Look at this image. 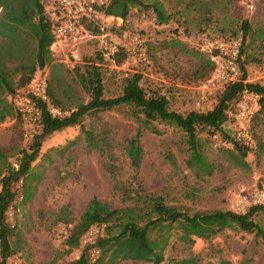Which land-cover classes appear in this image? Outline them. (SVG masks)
<instances>
[{
	"label": "rangeland",
	"instance_id": "1",
	"mask_svg": "<svg viewBox=\"0 0 264 264\" xmlns=\"http://www.w3.org/2000/svg\"><path fill=\"white\" fill-rule=\"evenodd\" d=\"M159 1L170 16L165 24L156 21L151 8L136 6L130 9L124 21L99 14L88 23L89 27L84 25L85 30L78 37L55 44L52 47L54 64L46 66L45 70L49 78L54 74L51 81L58 98L67 104L88 101L89 95L75 80V68L91 58L100 66L105 97L120 94L124 77L138 72L142 76V87L148 92L166 95L170 109L181 113L210 110L217 103L222 86L212 78L208 52L211 42L223 35L241 38V60L248 81L264 84V0ZM45 10L49 17L53 16L49 0ZM244 23L248 28L243 36ZM132 35L138 36L145 57H131L126 53L117 63L116 57L107 53L108 49L112 45L129 44ZM258 108L259 100L248 123L255 143L247 151V169L229 161L222 147L215 145L200 129L204 153L216 164L213 174L204 180L195 178L185 166L182 133L171 126L161 125L163 133L160 135L144 132L139 179H134V171L121 147L124 139L136 130L126 109L86 115L82 122L86 126L94 125L97 130L111 129L115 154L112 162L117 168L116 179L121 183L134 188L139 183L146 193L160 195L167 204L190 214L213 209L244 212L250 205L243 196L264 178V111L259 113ZM238 127L234 118L224 124L228 133ZM0 143L7 152L8 162L15 164L20 149L27 145L17 120L0 130ZM168 150L174 152L178 170L164 157ZM102 162L99 152L87 146L79 125L62 128L41 139L39 155L25 180L33 197L18 203L15 213V231L21 233L22 227H26L27 237L31 238V245L41 261L51 257L49 253L53 255L67 248L62 232L79 220L91 198L97 197L111 208L132 204L122 201L114 188L115 179ZM0 170L1 178L4 171L1 164ZM66 203L72 211V224L55 221V213ZM255 218L264 227V211L258 212ZM12 240L14 243L15 239ZM78 249L81 252L80 246ZM24 251L28 248L22 242L12 255L24 260ZM191 256L196 258V264H216L220 259H228L232 264H264V242L252 233L230 228L209 239L195 238L193 243H183L174 235L160 264H172L173 260ZM123 264L144 263L127 260Z\"/></svg>",
	"mask_w": 264,
	"mask_h": 264
},
{
	"label": "trees",
	"instance_id": "2",
	"mask_svg": "<svg viewBox=\"0 0 264 264\" xmlns=\"http://www.w3.org/2000/svg\"><path fill=\"white\" fill-rule=\"evenodd\" d=\"M46 4L47 0H0V123L7 117L15 115L10 96L18 88L26 85L38 68L45 69L46 66L54 64L52 30L56 22L46 14ZM136 6L151 8L156 21L160 24L167 23L170 18L159 0L149 3L142 0H110L100 9L105 15L115 16L124 21L130 9ZM82 22L89 27L88 23L91 20ZM243 26L244 36L248 27L246 23ZM117 47L118 50L112 56L120 63L126 54L125 44ZM242 51L241 47L239 65L243 70V80L221 85L222 90L217 103L207 111L191 110L181 113L170 109L166 95L155 91L148 92L142 87L140 84L142 76L138 72L124 77L120 94L105 97L100 66L91 58L75 68V80L89 95L88 101L67 104L58 98L51 81L54 74H51L50 78L48 77L49 96L56 106L67 110L68 114L63 117H52L45 110V105H42L44 109L39 130L31 142L20 149L15 164L8 162L7 152L0 147V164L4 170L0 178V264H6L15 247L23 242L21 233L15 231L17 226L10 227L4 216L8 204L14 198L12 184L19 177H23L24 197L21 202L29 201L33 197V191L25 180L32 162L39 155L41 139L54 131L74 125L80 126L87 146L98 151L103 157L102 165L115 179L114 188L122 201H129L132 204L111 208L97 197L91 198L79 220L70 227L66 245L69 249L79 247V238L88 227L93 224L102 225L103 233L95 242L100 254L91 262L88 259V249L82 248L79 256L69 264H123L127 260L160 264L165 260V250L174 235L183 243H193L195 238L209 239L226 228L244 230L264 242V227L255 218L258 212L264 211V206L251 205L244 212L213 209L190 214L176 205L167 204L160 195L146 193L139 183L137 188L131 184L121 183L116 179L117 168L112 162L115 154L113 140L110 137L111 129L97 130L94 125L86 126L82 122L86 115L126 109L136 125V130L132 136L124 139L121 147L134 171V179H139L138 169L144 155L142 135L145 131L156 135L162 134L161 125L181 131L184 163L195 178L204 180L216 169L215 162L204 153L200 129L204 130L211 140L214 132L229 140L232 143L230 148L219 147L234 165L247 169L249 163L246 155L252 147L241 144L233 133L224 130V124L229 119L227 111L236 105L244 90L259 96L258 111L259 113L264 111V84L245 81L247 75L241 60ZM99 58L102 59L101 55ZM207 60L213 72L214 67L209 58ZM64 92L67 93V90ZM163 155L176 170L179 169L174 152L168 150ZM55 221L73 223L68 203L62 205L55 213ZM12 238L15 239L14 243ZM196 263V258L191 256L173 260L172 264ZM216 264L232 262L220 259Z\"/></svg>",
	"mask_w": 264,
	"mask_h": 264
},
{
	"label": "built area",
	"instance_id": "3",
	"mask_svg": "<svg viewBox=\"0 0 264 264\" xmlns=\"http://www.w3.org/2000/svg\"><path fill=\"white\" fill-rule=\"evenodd\" d=\"M110 0H49L53 6L55 26L53 27L54 44L65 42L78 37L84 32L83 20H92L99 14L105 15L100 9L106 6ZM242 47L241 38L219 37L214 39L209 48L208 58L213 65L212 78L221 85L232 84L243 80V70L239 65L240 51ZM118 50L117 45L108 49L112 55ZM126 53L131 56L145 57V49L139 46L138 36L129 37V44L125 45ZM248 78L245 79V81ZM259 96L244 90L236 105L227 111L229 118H234L239 127L233 132L236 139L243 145L251 147L254 145V138L250 131L249 120L258 106ZM14 108L15 118L20 124L21 136L26 144H29L37 134L40 127L43 107L52 117H63L68 114L67 110L56 106L51 100L48 92V73L45 69H37L29 82L18 88L10 96ZM211 138L215 145L230 148L232 143L214 132ZM23 177H19L13 184L14 198L8 204L4 216L10 227L15 228L17 221L15 213L17 204L23 200ZM1 193V186H0ZM244 200L251 205L264 206V178L255 187L243 196ZM67 228L62 232V237L67 238ZM103 233V226L93 224L88 227L79 238V246L88 249V259L94 262L100 250L95 245L97 238ZM6 264H27L19 255H10Z\"/></svg>",
	"mask_w": 264,
	"mask_h": 264
},
{
	"label": "crops",
	"instance_id": "4",
	"mask_svg": "<svg viewBox=\"0 0 264 264\" xmlns=\"http://www.w3.org/2000/svg\"><path fill=\"white\" fill-rule=\"evenodd\" d=\"M15 120H16L15 115L11 117H7L3 122L0 123V130L4 129L5 127L7 128V126L12 124ZM21 237L25 244V248H28V251H24L25 252L24 260L27 262V264H64L65 261L66 264H69L71 261L75 260L80 254L78 247L72 249H69L67 247L66 249H62L61 251H58L53 255L49 253L51 257L48 256V258L45 261H41L37 257L36 249L33 248L31 245L32 244V242H30L31 238L27 237V231L25 226L24 228L22 227L21 229ZM142 263L149 264L148 262H142Z\"/></svg>",
	"mask_w": 264,
	"mask_h": 264
}]
</instances>
